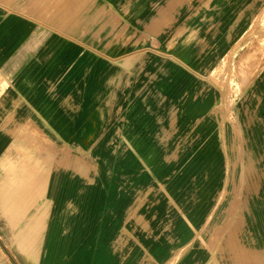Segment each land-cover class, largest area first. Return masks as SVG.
I'll return each instance as SVG.
<instances>
[{"label":"crops","instance_id":"0c3cea01","mask_svg":"<svg viewBox=\"0 0 264 264\" xmlns=\"http://www.w3.org/2000/svg\"><path fill=\"white\" fill-rule=\"evenodd\" d=\"M149 1L139 0L134 11L142 13ZM248 1L230 0L236 5L231 14ZM125 2L0 1V264H200L199 260L191 262V251L199 233L204 234L205 224L195 228L186 220L173 223L170 217L166 224L159 220L153 227L148 224L146 214L150 209L154 211L163 194L154 181L145 184L150 176L142 157L127 144L112 140H107V145L113 151L103 162L99 159V165L87 153L97 148L118 117L117 97L120 102L127 100L126 90L112 96L110 78L95 76V69L111 62V36H128L143 28L131 26L122 14ZM118 42L116 57L132 54L129 49L133 43ZM143 55L139 64L136 59L134 62L135 82L140 90L149 85L155 74L146 66V54ZM98 62L104 64L98 67ZM103 85L108 88L97 90ZM105 111L108 123L88 145L78 134L79 117L95 118ZM175 115L176 110L171 109L169 121H157L158 128L153 132L164 148L176 134L167 143L160 134L169 131ZM91 126H95L94 119ZM194 128H190V134ZM259 142L264 148V132ZM246 143L245 140V148ZM174 150L164 155L166 161L176 157L171 158ZM32 153L43 167L49 158L55 164L47 167L50 174L46 195L27 210L26 203L16 198L30 197L31 190L25 188L23 174L12 171L15 168L11 166ZM247 161L249 168L255 167L248 155ZM215 182L216 189H208L205 184L199 193V199L210 211H215L218 199L225 205L215 227L221 220L225 222V213L233 218L236 212L242 213L238 223L233 224L231 235L221 241L231 246V257L227 248H219L217 254L229 264H264V194L260 195L264 173H244L237 178L222 173ZM211 194L213 205L208 203ZM168 207L169 214L174 206ZM152 219L155 221L156 217ZM38 220L46 226L34 242L39 251L37 257L27 246L31 244L29 224ZM129 223L135 236L129 231ZM149 236L154 245L152 254L142 246ZM206 243L201 245L210 252Z\"/></svg>","mask_w":264,"mask_h":264},{"label":"rangeland","instance_id":"374dc122","mask_svg":"<svg viewBox=\"0 0 264 264\" xmlns=\"http://www.w3.org/2000/svg\"><path fill=\"white\" fill-rule=\"evenodd\" d=\"M229 1L150 0L140 13L134 11V4L139 0H126L120 11L125 13L131 26L143 28L133 30L137 33L128 36H111L108 51L111 62H98V67L105 66L95 69V76L110 78L112 96L126 90L127 100L120 102L117 97L118 117L99 140L97 148L87 153L99 165V159L103 162L113 151L111 145H107V140H112L127 144L142 157L150 176L145 184L154 181L161 186L163 194L154 211L150 209L146 214L148 224L152 226L157 220L166 224L169 217L173 223L186 220L195 228L205 224L204 234L199 233L191 251V262L199 260L200 264H229L216 250L227 248L231 257V246L221 241L231 235L233 224H237L242 215L236 212L233 218L227 212L225 222L221 220L215 227L225 205H221L219 199L215 202L211 194L208 203L215 202V211L208 210V205L199 199L200 190L205 184L208 189H216L215 179L222 173L230 178L244 173H264V148L259 142L264 132V0H249L233 14L236 5ZM119 40L133 43V49H129L132 54L122 59L116 57ZM144 53L146 66L155 74L149 85L140 90L135 82L134 62L136 59L139 64ZM104 88L108 86L97 87V90L104 91ZM171 109L176 110L171 118L172 127L160 137L167 143L176 135L164 148L153 132L159 123L169 121L167 116ZM91 118L94 117H79L78 134L88 145L108 123L106 111L95 117L94 127L88 123ZM173 150L171 158L176 157L166 161L164 155ZM247 155L256 168H249ZM25 159L28 161L25 172L41 178L39 184H47L50 174L47 167L55 161L49 158L48 165L43 167L33 153L26 154ZM83 161L87 162L84 156ZM15 170L21 171L18 167ZM261 194H264V186ZM170 204L174 210L168 214ZM152 216L156 217L155 221ZM129 231L136 235L130 223ZM201 242H207L205 247L211 251H205ZM142 246L145 252L152 254L154 245L150 236L145 237Z\"/></svg>","mask_w":264,"mask_h":264},{"label":"bare ground","instance_id":"6f19581e","mask_svg":"<svg viewBox=\"0 0 264 264\" xmlns=\"http://www.w3.org/2000/svg\"><path fill=\"white\" fill-rule=\"evenodd\" d=\"M105 76V75H103ZM92 119H94V122L96 121L95 118H91L88 123L92 122ZM20 158V157H19ZM17 161V160H16ZM18 162V161H17ZM28 166V161L24 158L22 159L20 162L17 163V167L21 170V171H18V170H15L14 168H17V167H11V169H14L12 171H16V172H20L21 174H23L24 178H26L25 180V188L31 190V196H22V197H19V198H16L17 200H19L20 202L24 203L26 205V208L27 210L34 207L36 205V203L40 200V198L44 197L46 195V186L47 184H39L38 183V180H41V178H35V177H32V176H29L27 174V171L25 172V168ZM8 167V166H7ZM6 167V168H7ZM29 181V184H28V181ZM49 202V201H48ZM42 204V203H41ZM45 205V203H44ZM43 206V205H41ZM40 207V206H39ZM38 207V208H39ZM43 208V207H42ZM40 208V209H42ZM48 208V207H47ZM15 215V214H14ZM36 215V214H35ZM49 216V215H47ZM42 218V216H41ZM28 219V218H27ZM45 223V222H44ZM24 224V223H23ZM17 225V224H15ZM19 225V224H18ZM30 225V237L28 240L31 241V244L28 245L27 247L28 248H32L33 250V254L36 253L35 255L38 257V248L36 246V242L38 237H39V233H40V230L45 226L46 224H40V221L38 220L35 224H29ZM21 230V229H20ZM14 232V231H13ZM15 235V234H14ZM44 237V235H43ZM42 237V238H43ZM41 241V240H40ZM43 241V240H42ZM35 242V243H34ZM42 243V242H41ZM41 248V247H40ZM1 251V250H0ZM36 258V257H35ZM84 262H77L76 264H83ZM95 264H97V262H95Z\"/></svg>","mask_w":264,"mask_h":264}]
</instances>
